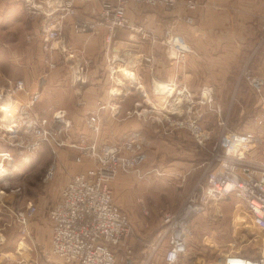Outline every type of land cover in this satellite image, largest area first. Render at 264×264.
Segmentation results:
<instances>
[{
    "label": "rangeland",
    "instance_id": "obj_1",
    "mask_svg": "<svg viewBox=\"0 0 264 264\" xmlns=\"http://www.w3.org/2000/svg\"><path fill=\"white\" fill-rule=\"evenodd\" d=\"M19 1L25 14V27L23 31L21 58L18 60V64L15 61L12 62V67H22V69L25 68L30 71L31 79H29V84L34 83V85H32L33 88H29L24 78L10 77L0 72V93H5L4 89L10 86L14 87L17 81L22 80L24 88L15 93V97L18 99L15 107L21 101H26L31 92L38 90L40 92L39 98L31 107L33 113L46 119V126H48L49 119H51L55 111L62 109L64 110L63 118L66 121L68 120L69 126L62 133L56 135L64 141L62 145H57L50 138L49 142L45 141L40 145L29 162H25L21 159L19 148L15 147V142L19 140V137H7V132L3 130L5 123H15L16 116L4 117L5 115L3 116L1 111L7 105L0 104L2 107V110L0 109V154L10 152L12 158V160L4 159L0 164L5 171L0 177V235L1 233L3 235L12 234V239L16 240L14 246L20 247L18 257L15 255V250L7 253V255L18 260V262L12 264H70L62 257L54 254L51 250L50 238L52 223L49 211L52 207V202L57 198L58 193L61 192L62 187L68 182L70 177L91 166L92 162L88 157L84 156L83 160L78 163L75 159L82 150L69 144L71 142L83 144L95 142L100 144L103 141H118L123 134L133 130H138L141 133L143 147L146 149L147 154L146 159L140 164L139 173L136 171L118 172L110 181V187L114 202L127 213L133 229H137L139 234L144 236V238H141L143 241L141 246L143 247L146 243L155 239L156 234L160 231L163 214L168 211L177 210L185 200L188 192L193 189L198 180L203 176L204 164H202L201 171L196 177L190 176L191 172L186 175L168 174V170H166L167 166L171 163L180 164L179 160H182L183 165H186L192 158H202L203 156L209 155V151L217 139L216 137L220 129L219 122L222 118L227 117V113L224 114L221 112L218 106L213 107L215 110L219 109V111H215L214 115L209 113L207 117L210 119L211 117L215 118V122L218 124L216 125L217 128L210 135L201 123V117L204 115L205 108L211 102L215 101L216 97L213 88L208 84L203 85L198 96H194L190 90L191 95L194 97V108L200 115V123L210 136L206 143L201 145L196 141L189 129L181 128L174 122L161 120V118L165 120L168 113H164V110L160 111L155 108L162 107L165 102L163 100L166 98L164 94L144 96L140 94L141 90L139 91L138 88H134L133 85L131 86V90L127 92L125 98L120 101L122 107L131 105V111H117V114L112 116L111 109H99L94 112L97 116L99 130H91L86 123V117L92 113L91 104H97V100L101 98L107 101V99L113 97L111 94H116L117 91L120 92L119 88L117 89L113 80L110 78V73L108 75L109 78L107 77L106 63L112 58V52H114L112 50H121L125 45L115 44L114 39L112 41H106V32L103 28H98L92 33L84 32L74 34L77 32L67 24L62 30V38L60 39L62 41L56 43L60 45L58 49L52 51L46 50L40 38L43 15H28L24 0ZM181 1L183 0H179V2ZM198 2L199 4L196 8L202 5L200 1ZM75 3L79 14L86 17L94 16L95 12L99 9L97 0H84L83 2L82 0H77ZM136 9L138 11L140 10L141 15H135L133 18L135 22L143 23V14H155L153 17L155 19L157 17L156 22L161 23V20L163 21L165 19L162 22L165 25L162 36L160 37L149 31L137 34L131 30V34L140 35L150 43L158 41L164 48L162 53L166 52L168 58L176 59L172 56L174 52L171 50L167 40L172 35L178 34L183 36V34L177 31L176 24L179 20H183L187 24H192L195 19L191 12L195 9L186 10L182 3L171 11L163 9L162 7L147 6L144 4H136V6H133L132 11L134 14ZM161 15H164L167 19L161 18ZM186 16L191 19H183ZM262 21H264V18L260 21L259 26ZM32 24L36 28L34 26L33 28ZM130 24L134 27L142 26L141 24L136 25L132 22ZM101 30L102 34L98 38L97 32ZM145 34L146 37H144ZM8 36L12 38L14 35L9 33ZM184 39L190 46L192 53L188 54L184 60L178 59V61L186 62L192 57L197 58L196 60H200L201 62L204 59L202 52L187 41L185 37ZM38 42L40 48L37 46ZM260 46H258L259 48L256 47L253 49L254 52L251 50L248 57L244 59L245 61L238 65L235 73L236 77L231 75L233 90H237L235 98L237 99L240 96V91L242 93L241 96L245 99L248 98V102L254 103V101H257L260 102V105L256 109L253 108L255 106L248 105V108L242 107L241 110L235 100V103L233 102L231 105L229 112L230 118L228 116L227 121L231 128L256 133L258 136V144L257 148L253 151V155L256 158L264 160V122L261 125H256L253 119L255 114H260L264 117V99H260L252 91L244 78H239L241 69L247 62L257 74L264 77V75H261L254 69L251 61L254 54L261 48ZM38 48L41 53H38ZM151 50V53L143 56V67L151 68V55L155 52V49L152 48ZM7 52L11 56L15 54L14 48L8 49ZM39 56L41 57L40 61ZM38 61L39 63L35 67L34 63ZM50 62H53L54 66L51 67ZM204 65H206L205 70H207L208 64L204 63ZM126 71H128L126 67L121 68V77L126 75ZM52 73L53 75H51ZM117 78L120 77L117 76ZM103 82H106V85L101 92L102 88L99 85ZM181 84L186 86L184 83ZM163 87L165 88V86ZM208 87L212 89V100L202 103L201 99L205 96L202 90ZM164 88L161 90L157 89V92L160 93ZM103 93L106 94L103 96ZM113 108L116 109L117 107L113 105ZM136 124L138 125L136 128H132L135 126L131 127V125ZM163 124L165 125L162 126ZM165 126L168 129H165ZM172 131L177 132H174L168 137ZM187 134L192 138L190 137L189 139ZM176 135L177 138L174 137ZM81 137H83V142H81L82 140L79 141ZM26 138L28 137L24 138L25 142L27 141ZM7 160L9 161L8 165H6ZM52 163L56 164L55 174L52 179L45 181L42 178L43 173L48 165ZM16 187H20V190L17 191L15 189ZM30 200L35 203L37 209L34 215L23 224L19 221V212L24 211L26 203ZM210 207L211 205L206 209L208 210L206 212L207 216L198 217L196 220L203 224H191L193 234L189 238V241H191V245L196 250L200 251H197V254L204 255L200 258L195 257L190 261V264H217L218 253L223 249L257 254L264 248V246H259L261 244L264 245V229L254 224L251 215L244 217L245 220L242 223L236 222L238 220L234 219L235 215L231 220L227 217L228 220L224 222L226 231L222 233L218 230L217 226L218 220L221 218L219 209L216 207V204L212 205V208ZM213 212L216 214V218H212L214 217L212 215ZM24 225L27 230L26 235L21 232V228ZM251 228L258 229V233L251 231ZM165 243L166 241L163 244ZM124 244L131 245L129 241H124L123 245L118 248L119 255L123 253ZM9 247L12 248V246ZM131 247L133 248L132 245ZM163 251L164 246L161 247L159 253L154 254V256H160H156L152 260V264H164L161 259ZM4 255L0 254V263ZM134 255L135 252L133 257ZM140 257L141 254L136 258ZM2 262L4 263L5 261ZM9 264H11L10 261Z\"/></svg>",
    "mask_w": 264,
    "mask_h": 264
},
{
    "label": "built area",
    "instance_id": "obj_2",
    "mask_svg": "<svg viewBox=\"0 0 264 264\" xmlns=\"http://www.w3.org/2000/svg\"><path fill=\"white\" fill-rule=\"evenodd\" d=\"M76 1L24 0L28 15H43L40 38L44 49L50 51L58 49L60 45L56 43L62 41L60 40L62 30L67 24L77 33H92L98 28H103L106 32V41H112L117 30L123 28L133 30L135 33H144L142 26L134 27L129 22L127 9L132 3L162 7L170 11L180 3L186 10H193L199 4L197 0L181 2L179 0H97L98 11L94 16L86 17L79 14ZM183 19L191 18L186 16ZM259 30L261 44L264 42V21L260 24ZM167 42L174 52L172 56L177 60H184L192 53L182 35L169 36ZM125 61L124 55H113L109 60V76L120 90L115 96L111 94L113 97H124L133 86L131 79H128L131 84L127 88L124 87L122 74L115 65L119 62L122 66ZM50 66H54V63L50 62ZM239 78H244L252 91L260 99H264V77L257 74L248 62L242 67ZM23 88V81L19 80L14 87L4 89L5 93H0V104L13 106L14 111L10 109L7 116H16L15 123L13 122L15 130L6 131L7 137H19V140H15V147L19 148L21 159L29 162L40 145L45 141L49 142L50 138L57 145H62L64 141L56 135L62 133L69 126V122L63 118L62 109L55 111L49 119L48 126L46 119L33 113L31 107L39 98L38 90L31 92L26 101H21L15 107L18 103L15 93ZM202 93L205 95L201 99L202 103L212 100L210 87L203 89ZM161 94L166 97L162 107H153L168 113L165 120L164 118L161 120L174 122L181 128L189 129L196 141L204 145L210 136L200 123V115L194 108V97L190 90L182 84H169ZM103 107H105L104 102L97 101L96 109H92V113L86 117V123L91 130H99L94 112ZM0 109L2 110L1 105ZM116 114L111 111L112 116ZM253 119L256 125L264 122V117L260 114H255ZM219 124L217 139L209 151L208 158L203 162L202 178L188 192L177 210L163 214L160 231L155 239L141 247L138 264H152V260L160 256L154 254L159 253L162 246L164 251L161 257L165 263L178 264L181 257L188 252L189 238L193 234L191 229L193 219L209 205L221 201L226 196L232 195L242 201L253 217L254 223L264 229V160L253 155V151L257 148L258 136L253 131L231 128L227 117L222 118ZM25 137H28L26 142ZM141 138V133L133 130L123 134L118 141L69 144L82 150L75 159L78 163L84 156L92 163L85 170L70 177L49 211L52 223L51 250L54 254L70 264H134L131 262V259H134V249L130 244H124L121 255L118 252L125 237L131 234L133 226L127 213L114 202L110 181L120 171L140 172L139 166L147 155ZM79 141L83 142V137ZM52 151L55 152L54 149ZM3 154L6 155L5 159L12 160L10 152ZM55 168V163L49 164L43 173V180L52 179ZM15 189L18 191L20 187ZM36 209L35 203L28 201L24 211L19 212V221L25 224L34 215ZM21 232L26 235L25 225L21 228ZM165 241L166 243L163 244ZM217 258V264H264V248L256 255L223 249L219 251Z\"/></svg>",
    "mask_w": 264,
    "mask_h": 264
},
{
    "label": "crops",
    "instance_id": "obj_3",
    "mask_svg": "<svg viewBox=\"0 0 264 264\" xmlns=\"http://www.w3.org/2000/svg\"><path fill=\"white\" fill-rule=\"evenodd\" d=\"M83 1L84 0H82V2ZM198 1H200L202 5L191 12L195 19L193 23L187 24L183 20H179L176 24V29L178 32L183 34L187 41L192 43L200 52H202V56L204 57V59L201 60V62L200 60H196L197 58L195 59L192 57H190L186 62H179L176 59L168 58L166 56V52L162 53V50L164 51V48L158 41L152 42V44L148 42L147 39L142 38V36L140 35L131 34L130 29H120L117 31V34L115 35L113 41L117 45L121 44L125 46L121 50H112L114 51L112 52V56L125 54L126 61L124 65L121 66L119 62H117L115 65L118 66L119 72H121V68L123 67H126V69H128V71H126L127 73H125V76L129 78L128 76L130 75V77H132L134 82L132 80L131 81L133 82L134 88H138L139 91L141 90L140 94H143L144 96L161 94V92L158 93L157 91L163 89V86L169 84L184 83L186 84V87L191 90L194 96L199 95L203 85L208 84L209 86H211L216 98L214 102H211L205 108L204 115L201 117V123L211 135V132L217 128L216 125L218 123L215 122V118L211 117L210 119L207 116L209 113L214 115L215 111L217 112V110L213 108L214 106H218L221 109V112H223L224 114L227 113L228 117L230 114L229 112L231 105L233 104V102L235 103V100L240 106L239 109H241L242 107L248 108V105H253L255 107H252L256 109V107L260 105V102L257 101H254V103L248 102V98L245 99L243 96H241L242 93L240 91V96L237 99L235 98L237 90H233L231 75L236 77L235 73L238 65L242 64L245 61L244 59L248 57L251 50L252 52H254L253 49L260 45L261 48L259 50L257 49L258 52L254 54V57L251 61L254 69L261 75H264V42L260 44L259 30V23L262 18H264V0ZM133 6H136V4H131L127 9V16L130 20V23L132 22L136 25L141 24L144 27V31L154 33L158 37L162 36L163 28L165 25L162 22H164L165 19H163V21L161 20L160 23L156 22L157 17L156 19L155 17H153L155 16V14H143L144 22H135V20L133 19L135 15L140 16L141 14L140 10L138 11L137 9L134 14V12L132 11ZM24 15L25 14L23 13V9L21 8L19 0H0V72L10 77H22L26 80L29 88H33L32 85H34V83L29 84V79H31V72L25 68L22 69V67H12V62L15 61V63L18 64V60L21 58L23 31L25 27ZM161 18L166 17H164V15H161ZM33 26L34 24H32V27ZM101 32L102 30L100 32H97L98 38L102 34ZM9 33L13 34L14 36L12 38H9ZM37 46H40L39 42ZM11 48H14V56L7 54L8 49ZM39 48V52H37L41 53ZM152 48L155 49V54L153 53L151 55V68L145 66L143 67V56L147 53H151ZM2 53H4L5 55ZM39 58L40 61L41 57L39 56ZM39 61L34 63L35 67L38 65ZM204 63L208 64L207 70H205L206 65H204ZM109 65L110 63L108 61L106 63L108 78V75L110 73ZM130 71L131 73L129 74ZM51 75H53V73ZM125 76L121 77V80H123L124 82V87L127 88V86H130L131 82H128L129 80ZM105 83L103 82L101 85H99V87L102 88L101 92L105 88ZM157 84L159 85L157 86ZM105 94L106 93H103V96ZM112 95L115 96L117 94ZM125 96L120 97L122 99L112 97L109 98L110 100L107 99V101L102 98L98 99L97 101L104 102L105 107L101 108L104 110L111 109L112 111V107L114 105L117 108L113 109L112 112L117 113V111H131V105H125L124 107L121 106L120 101L123 100ZM91 106L92 109H96L97 104H91ZM165 124H163L162 126H164ZM136 126L138 125H131L132 128H136ZM165 129L168 128L165 126ZM174 132L177 131L170 132L171 134L168 137H170ZM174 137L177 138V135ZM187 137L190 139L191 136L187 134ZM207 156L208 155L203 156L202 158H192L190 162L186 163V165H183V161L179 160L180 164L171 163V166L168 165L167 169L165 166V169L168 170V174L186 175L191 172L190 176L196 177L201 171L203 161L208 158ZM59 195L60 192L51 205H53V203L58 199ZM214 204H216V207L220 212L221 218L218 220L217 226L218 230L222 233L226 231L224 222L228 220L227 217H229V219L231 220L235 215L234 219L238 220L236 222L242 223L245 220L244 217H249L250 215L246 209L245 204L232 195L226 196L224 199ZM212 205L210 208H212ZM206 209L193 219L192 224L200 223L199 221H196L198 217L207 216L206 212L208 210ZM212 215L214 216L212 218H216V214L214 212L212 213ZM251 231L258 233V229L251 228ZM4 235L2 233L0 235V254H5L2 258V261L5 262L3 263L1 261L0 264H9V261L11 264L14 262H18L16 258L14 259L12 257H9L7 253L13 252L15 250V255L18 257V254H20L18 253L20 247L14 246L16 240L12 239V234ZM141 238H144V236L139 234L137 229H132L131 235L125 237V241H129L133 246L135 252L134 258L141 254V244L143 242ZM9 246H12V248H10ZM259 246L262 247L264 245L261 244ZM197 251L200 252L199 250H196L191 245V241H189L188 252L181 257L178 264H190V261L195 257L200 258L202 255H204L197 254ZM245 253L256 255V253ZM161 259L162 262L166 264L162 257ZM138 261L139 258H136L134 260L131 259V262L134 264H138Z\"/></svg>",
    "mask_w": 264,
    "mask_h": 264
},
{
    "label": "bare ground",
    "instance_id": "obj_4",
    "mask_svg": "<svg viewBox=\"0 0 264 264\" xmlns=\"http://www.w3.org/2000/svg\"><path fill=\"white\" fill-rule=\"evenodd\" d=\"M129 77V79H131L133 82H134V80L132 79V77H130V75L128 76ZM116 92V91H115ZM119 92L117 91L116 92V94H118ZM13 108V106L12 105H8V106H6V107H4L3 108V111H2V114H3V116L4 117H6L7 115H9L8 114V111L10 110V109H12ZM112 109H114L113 107H112ZM3 117V118H4ZM14 127H15V124H9V123H5V125H4V127H3V130L4 131H8V132H13L15 129H14ZM3 153H1L0 154V164H1V162L2 161H4V159H5V154H3ZM8 160H7V163H6V165H8ZM5 171L3 170V168L0 166V177L2 176V174L4 173ZM254 222V221H253ZM255 224V223H254ZM259 227V226H258Z\"/></svg>",
    "mask_w": 264,
    "mask_h": 264
}]
</instances>
